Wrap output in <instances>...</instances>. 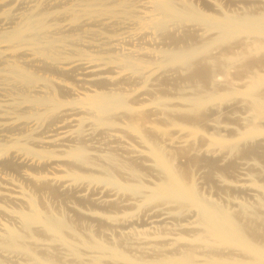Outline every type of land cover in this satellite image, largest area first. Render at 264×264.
<instances>
[{"label":"bare ground","instance_id":"bare-ground-1","mask_svg":"<svg viewBox=\"0 0 264 264\" xmlns=\"http://www.w3.org/2000/svg\"><path fill=\"white\" fill-rule=\"evenodd\" d=\"M0 167V264H264V0H0Z\"/></svg>","mask_w":264,"mask_h":264},{"label":"rangeland","instance_id":"rangeland-1","mask_svg":"<svg viewBox=\"0 0 264 264\" xmlns=\"http://www.w3.org/2000/svg\"><path fill=\"white\" fill-rule=\"evenodd\" d=\"M124 27H125V25H123ZM131 40H127V39H125V40H123L122 42H121V45H123V47H131L130 45L132 44V46H133V42H134V44H137L138 42H137V40H135V41H132V42H130ZM126 43H129V44H126ZM139 43H140V41H139ZM126 44V45H125ZM95 139L94 140H96L97 138V141H99L100 140V137L99 136H97V138H96V136L94 137ZM93 140V143L94 142H96V141H94ZM95 145L97 144V143H94ZM1 168V170H0V176H2V175H8V176H10V177H14V178H18V176L15 174L14 175V173L13 172H10V171H8V170H2L3 168L2 167H0ZM8 173V174H7ZM12 174V175H11ZM246 198H248V196L246 197ZM242 201V200H241ZM246 201V200H245ZM244 200L242 201L243 203H248V201H246L245 202ZM62 202V203H61ZM54 203L56 204V206H59V207H62L63 209H65V207H66V205H72L69 201L67 202V203H65L63 200H54ZM65 212H67V211H65ZM67 214H69L70 215V213L69 212H67ZM151 216H155V217H152V219L154 220V219H158V217L156 216V215H152V214H150ZM150 215H148L149 216V218H148V216H146L144 219H145V223H144V225H143V223L141 222V224H139V226L136 224V227L137 228H139V227H141L140 225H143V226H147L148 224V222H150L151 221V217H150ZM146 218H148V219H146ZM143 219V220H144ZM146 224V225H145Z\"/></svg>","mask_w":264,"mask_h":264}]
</instances>
